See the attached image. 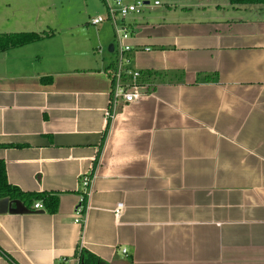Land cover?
<instances>
[{"label":"crops","instance_id":"crops-1","mask_svg":"<svg viewBox=\"0 0 264 264\" xmlns=\"http://www.w3.org/2000/svg\"><path fill=\"white\" fill-rule=\"evenodd\" d=\"M140 1L123 25L145 94L108 117L102 0H0V35H48L0 53V161L57 200L0 199V264H264V5Z\"/></svg>","mask_w":264,"mask_h":264},{"label":"built area","instance_id":"built-area-1","mask_svg":"<svg viewBox=\"0 0 264 264\" xmlns=\"http://www.w3.org/2000/svg\"><path fill=\"white\" fill-rule=\"evenodd\" d=\"M105 6V15L97 16L91 20V25H97L107 21L113 31L112 60L109 66L102 72L110 82L109 91L106 94L105 115L110 117L117 107L131 104L145 94L144 89L138 84L139 72L130 68L128 53L131 48L126 44L129 37L123 20L130 14H138L145 5L143 1L124 4L120 0H102ZM158 2H153L157 6ZM90 174H82L78 178V199L73 209V222L81 225L84 212L87 209L86 200L90 193ZM34 208H42L40 203H35ZM122 205L116 204L112 215L117 219L122 212ZM124 253V249L121 250Z\"/></svg>","mask_w":264,"mask_h":264},{"label":"trees","instance_id":"trees-1","mask_svg":"<svg viewBox=\"0 0 264 264\" xmlns=\"http://www.w3.org/2000/svg\"><path fill=\"white\" fill-rule=\"evenodd\" d=\"M230 5H264V0H226ZM46 33H18V34H4L0 35V53L6 50L19 48L28 44L35 43L47 38ZM108 122L106 123L104 134L107 132ZM8 200H19L21 202H31L35 200H40L42 205L49 214L56 211L57 200L54 197L44 196V195H29L23 194L13 186H10L6 182V177L4 173V167L0 161V199ZM2 255V254H1ZM5 257V256H4ZM73 258L76 264H106L101 260L97 259L95 256L89 252L76 248L73 253Z\"/></svg>","mask_w":264,"mask_h":264},{"label":"rangeland","instance_id":"rangeland-1","mask_svg":"<svg viewBox=\"0 0 264 264\" xmlns=\"http://www.w3.org/2000/svg\"><path fill=\"white\" fill-rule=\"evenodd\" d=\"M63 7H64V9H61V11H62V13H61V15L60 16H58V20H62V19H64V18H68V17H70V16H67V9H66V5H65V3H63V5H62ZM101 8V7H100ZM74 14V12H71V16ZM100 13L102 14V11H100ZM101 14L99 15V16H101ZM103 15V14H102ZM50 30L48 29V30H46V32H49ZM55 40H58V39H55ZM46 44H48V45H50V47H52V44H54V41H52V42H44V43H41V45H39V47H41V46H44L45 47V49H46ZM109 57H110V54L108 55ZM112 57V56H111ZM112 60V59H111Z\"/></svg>","mask_w":264,"mask_h":264},{"label":"water","instance_id":"water-1","mask_svg":"<svg viewBox=\"0 0 264 264\" xmlns=\"http://www.w3.org/2000/svg\"><path fill=\"white\" fill-rule=\"evenodd\" d=\"M108 53H112V44L108 45L107 46V50H106Z\"/></svg>","mask_w":264,"mask_h":264}]
</instances>
